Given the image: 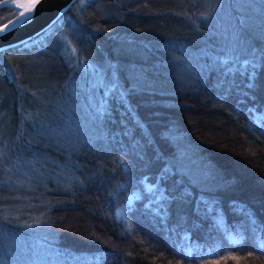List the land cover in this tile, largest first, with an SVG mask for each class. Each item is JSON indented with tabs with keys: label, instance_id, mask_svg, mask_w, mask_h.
Here are the masks:
<instances>
[{
	"label": "trees",
	"instance_id": "1",
	"mask_svg": "<svg viewBox=\"0 0 264 264\" xmlns=\"http://www.w3.org/2000/svg\"><path fill=\"white\" fill-rule=\"evenodd\" d=\"M253 47L264 0H75L0 50V264H264Z\"/></svg>",
	"mask_w": 264,
	"mask_h": 264
},
{
	"label": "snow or ice",
	"instance_id": "2",
	"mask_svg": "<svg viewBox=\"0 0 264 264\" xmlns=\"http://www.w3.org/2000/svg\"><path fill=\"white\" fill-rule=\"evenodd\" d=\"M27 7L24 11L20 12L19 15L16 17L14 21H10L8 25L4 26V29H0V35L5 34V30H11L13 28H16L17 26L26 25L31 22L32 20V10L33 7ZM241 25H244V21H241ZM235 51V49H233ZM251 58L243 61L241 63V67H236V59L232 54L227 55L223 60H220L218 58L219 64L223 66V71L220 73V76L217 78L216 84L214 87H216L219 91V96L222 99H226L228 96H230L234 90H239L241 87L240 85H237L235 81V72H239V74L243 77H245L248 80V83L242 85L243 88L252 90L257 89L258 85L255 83V81L259 78V71L264 70V49L253 47L251 49ZM248 67H251L252 71L251 73L248 72ZM215 70V69H210ZM231 77V79H229ZM244 95H248L247 92L244 93ZM243 101H238V103H242ZM173 199H176L173 197ZM154 202V201H153ZM151 205H149L150 207ZM154 216L159 218V223L162 226V230L165 233L168 232H175V228H169L167 225V220L165 215H161L159 207H157L154 210ZM185 216L181 214L179 216V220L181 222L185 221ZM29 227H31L29 225ZM260 232H264V228L259 230ZM254 236L256 238L257 243L260 244V246L264 247V238L260 237L258 233H254ZM169 237L166 235L165 239H168ZM244 234L241 231H237L234 235H230V240L240 241L243 240Z\"/></svg>",
	"mask_w": 264,
	"mask_h": 264
},
{
	"label": "water",
	"instance_id": "3",
	"mask_svg": "<svg viewBox=\"0 0 264 264\" xmlns=\"http://www.w3.org/2000/svg\"><path fill=\"white\" fill-rule=\"evenodd\" d=\"M28 4L9 18L8 20L0 23V29H4L10 21H14L20 12L24 11L27 7H33L32 20L26 25L17 26L11 30H5L4 35H0V50L18 44L27 40L49 25H51L75 0H26ZM5 5H12L10 0H0V7Z\"/></svg>",
	"mask_w": 264,
	"mask_h": 264
},
{
	"label": "rangeland",
	"instance_id": "4",
	"mask_svg": "<svg viewBox=\"0 0 264 264\" xmlns=\"http://www.w3.org/2000/svg\"><path fill=\"white\" fill-rule=\"evenodd\" d=\"M5 6H6V8H8V9H6V14L8 15V17H9L10 14H12V13H15V14H16V13L19 11V9H18L17 7H14V6H11V5H5ZM11 8H12V10H11ZM15 14H14V15H15ZM14 15H13V16H14ZM1 16H2V15H0V18L3 19V18H5L6 15H4V16H2V17H1ZM9 18H11V17H9ZM9 18H8V19H9ZM8 19H7V20H8Z\"/></svg>",
	"mask_w": 264,
	"mask_h": 264
},
{
	"label": "bare ground",
	"instance_id": "5",
	"mask_svg": "<svg viewBox=\"0 0 264 264\" xmlns=\"http://www.w3.org/2000/svg\"><path fill=\"white\" fill-rule=\"evenodd\" d=\"M10 3H12L14 7H19V8L22 7L24 8L28 4L26 0H10Z\"/></svg>",
	"mask_w": 264,
	"mask_h": 264
}]
</instances>
